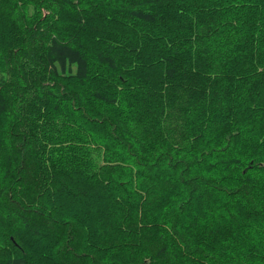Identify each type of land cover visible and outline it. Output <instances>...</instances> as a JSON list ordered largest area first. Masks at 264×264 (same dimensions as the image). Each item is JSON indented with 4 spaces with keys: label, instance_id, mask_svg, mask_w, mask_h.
<instances>
[{
    "label": "trees",
    "instance_id": "16d2710c",
    "mask_svg": "<svg viewBox=\"0 0 264 264\" xmlns=\"http://www.w3.org/2000/svg\"><path fill=\"white\" fill-rule=\"evenodd\" d=\"M0 264H264V0H0Z\"/></svg>",
    "mask_w": 264,
    "mask_h": 264
},
{
    "label": "rangeland",
    "instance_id": "374dc122",
    "mask_svg": "<svg viewBox=\"0 0 264 264\" xmlns=\"http://www.w3.org/2000/svg\"><path fill=\"white\" fill-rule=\"evenodd\" d=\"M2 78V75L0 74V79Z\"/></svg>",
    "mask_w": 264,
    "mask_h": 264
}]
</instances>
